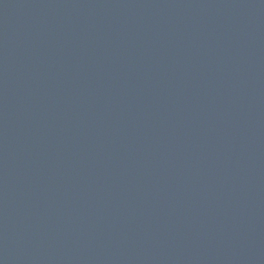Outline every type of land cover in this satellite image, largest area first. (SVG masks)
Here are the masks:
<instances>
[{"label":"water","instance_id":"obj_1","mask_svg":"<svg viewBox=\"0 0 264 264\" xmlns=\"http://www.w3.org/2000/svg\"><path fill=\"white\" fill-rule=\"evenodd\" d=\"M0 264H264V0H0Z\"/></svg>","mask_w":264,"mask_h":264}]
</instances>
